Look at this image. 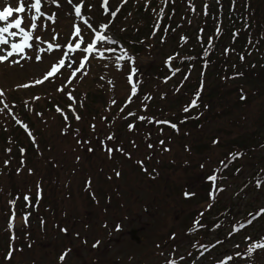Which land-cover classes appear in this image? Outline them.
<instances>
[{
  "label": "rangeland",
  "instance_id": "374dc122",
  "mask_svg": "<svg viewBox=\"0 0 264 264\" xmlns=\"http://www.w3.org/2000/svg\"><path fill=\"white\" fill-rule=\"evenodd\" d=\"M76 2H80L82 6L80 17H74L71 10L72 3ZM24 3L23 23L27 26L30 23L35 25L33 32L40 36V42L32 39L25 51L18 53L19 51L12 48L17 41L13 35H9L11 32L2 34L7 43L0 44V57H7L4 61L9 65H0V136H6L0 137V144L8 146L0 151V168L3 170L5 165L3 159L10 153L14 154L17 149L16 133L20 121L37 127L36 133L38 132V139L42 142L46 141L43 137H49L47 142L51 146L50 153L55 157L59 156L65 164L71 160V151L75 152L77 136L82 138V142L87 138L101 139L109 135L117 140L114 145L95 149L98 152H87L86 146L78 144L79 148H84L82 162L76 167L73 165L75 171L71 176L64 177L65 170L68 169L64 167L57 173L56 187L60 189L57 204L62 206V217L54 219L50 210L36 213L35 206L27 203L26 198L22 199L23 202L17 199L18 203L9 201L5 204V215L9 224L18 230V226L25 221L26 225L32 227L33 232L31 231L30 238L23 236V231L19 234L14 242L20 246L17 249L15 247L14 252L3 243L4 248L0 246V264H138L163 258V253L174 249L171 245L176 240L181 239L179 245L186 247L189 239L197 238V235L187 236L183 233L186 229L183 227L195 223L190 215L191 206L196 202L197 210L203 213L204 209H200V206H209L212 200L208 198V194L210 197L215 194L216 182L209 178H214L216 171L222 168L227 159L237 158V152L242 155L237 162L242 165L245 174H254L251 163H264V145L261 144L264 139V113L254 106L243 107L239 91L234 90L231 84L227 85L224 89L226 101L234 108L216 117L204 129L207 140L215 134L220 142L216 145L205 143L204 151L200 154L193 150V145H189L190 153H185L187 147H182L180 143L194 142V136L183 137L185 127L173 132L166 127V120H162L150 128L146 123L150 122V117L143 114V106L149 99H152L151 104L156 100L154 105L162 107L177 105V101L185 102L182 93L190 88L189 79H185L175 65L170 50L158 48L157 54L151 59L152 66L144 77L147 82L142 84L143 76H140L139 86V80L136 82L139 74L137 68L139 70L140 66L139 56L134 55L136 61H128L125 59L127 54L121 49L118 50L120 54H117L115 49L102 46L103 42L111 41L114 34L117 36V31L133 17V9L123 17L119 16L122 14L124 0H40V10L47 14L43 19L31 9L33 4H29V0H24ZM14 4L17 6L20 0H0V9L5 6L13 7ZM114 9L118 10L116 17L112 14ZM33 17L36 19L33 20ZM102 22L105 24L99 28ZM74 25L78 26L76 30L72 28ZM90 25L98 27L100 30L96 31L99 37L106 39L100 40L96 37L92 28L91 33L86 28ZM3 27L5 25L0 24V28ZM48 42L55 44V48L48 47ZM77 44L78 48L75 47ZM89 44L93 47L85 51ZM9 52L13 54L8 56ZM168 64L172 66L170 71L173 73L167 70ZM53 67L57 69L55 76L42 81L48 74L47 70ZM196 72L192 69L190 76ZM128 80L131 81L130 84ZM23 83L29 85L24 87ZM135 83L138 84V89H133ZM130 89H137L136 92L145 99L142 98L133 105L132 114L125 115L121 107L126 103L123 97ZM163 96L169 99L162 102ZM158 119L154 117L153 120L155 122ZM134 120L144 125L130 130ZM159 133L167 135L162 141L167 146L163 152L160 150L162 146L157 143ZM148 135L154 137L151 140L145 139ZM67 136L71 138H65ZM199 138L200 134L196 135V139ZM94 142L95 139H92L91 144ZM118 142H121L119 149L116 144ZM231 143L240 146L230 149ZM242 149L252 151L254 157L246 155ZM108 150L111 151L110 158L103 153L109 152ZM31 152L33 157H27V167H31L33 171L24 167L15 174L22 186H29L37 181L34 169L38 168L34 161L38 160L36 154L39 151L33 147ZM151 154L155 155L152 159L149 157ZM225 154L227 158L219 162ZM179 155L182 159H190L191 166L171 160ZM157 157V163H161L160 168L156 167L159 174L153 169ZM169 160L175 164H169ZM200 163L205 164L202 167L206 172L205 177L212 171L207 179L214 184L210 185L208 193L206 190L201 191L200 184L205 178L199 180L202 171L195 172L200 168L195 165ZM143 166L146 167L144 171ZM8 172V168L4 167L1 174ZM245 174L241 172L239 175L244 178ZM86 176V184L88 176L92 179L88 184L91 185L89 195L83 190L86 188L83 186ZM103 176L109 182L105 185L107 191L100 193L99 186L103 184L99 180H104ZM253 177L257 179L258 174ZM190 178L194 181L189 183ZM220 183L227 185V188L225 192L218 193L216 198L225 195L222 202H231L234 205L233 202L236 201L240 205V194H235L233 200H228L227 196L233 194L228 187L239 186L241 178L228 176ZM191 191H195V195ZM249 192L244 196L247 198L246 203L237 209L236 215L243 213L245 206L255 209L264 203V192ZM188 194H191V198L186 199ZM260 194L262 196L257 198ZM50 196L46 192V197ZM96 196H99L98 200L95 199ZM102 196L112 198L103 199ZM56 222L60 224L56 225ZM131 228L136 229L132 234ZM170 232L175 234L170 235ZM248 232L253 234L254 231L252 229ZM133 235L138 239L133 238ZM241 239L242 237H236L234 240ZM206 240H211V237ZM93 244L95 248L92 247ZM232 261L233 255L229 262Z\"/></svg>",
  "mask_w": 264,
  "mask_h": 264
},
{
  "label": "trees",
  "instance_id": "16d2710c",
  "mask_svg": "<svg viewBox=\"0 0 264 264\" xmlns=\"http://www.w3.org/2000/svg\"><path fill=\"white\" fill-rule=\"evenodd\" d=\"M131 9L134 11L133 17L116 34L119 41L124 45L122 46L123 49L135 56H139V77L143 76L142 84L147 82L144 77L149 67L152 66L151 59L157 54L158 48L170 50V55L173 56L175 65L186 75L185 79H189L190 88H187L182 93L185 102L177 101V105L162 107L154 105L156 100L151 104L152 99L151 101L149 99L146 102L145 111V115H150L153 118L158 117V121L167 120L170 123L169 125L175 126L172 129L185 127L184 138L194 136V142L180 143L182 147H187L185 153H190L189 145H193V150H197V153L200 154L204 151L203 145L205 143L216 145L220 142L219 137L215 134L210 137V140H207L208 136L204 129L216 117L225 114L227 111L230 112L234 108L232 104L226 101L227 96L224 89L227 85L231 84L234 90L239 91L240 103L243 107L254 106L264 113V103H262L264 102V0H126L122 14L120 13L119 16L123 17ZM160 10L162 15L156 21L155 15ZM209 38L211 46L206 48ZM192 69L197 72L190 76ZM23 86L26 87L24 84ZM137 93L125 106L124 113L131 111L132 105L142 98L140 97L141 94ZM125 94L127 95V93ZM194 95L196 96V104L188 107ZM168 99L165 96L161 98L162 102ZM157 100L160 99L157 98ZM186 108L187 111H185ZM153 118L149 119L150 122H146L150 128L159 124L154 122ZM18 122L15 124L17 125ZM142 124V122L134 121L130 130H135ZM30 125V123L28 126V124H23L20 121L19 132L17 131L16 133L17 149L14 154L10 153L7 158L3 159L4 167L9 170L8 174L2 175L3 173L1 174V172L4 167L3 170L0 168V246L2 248H4V244L5 246H10L13 252L15 247L17 249L20 246L14 242L19 234L23 231V236L30 238L33 229L31 226L26 225L25 221H22L23 223L18 226V230H15L7 221L5 204L9 201L18 203L17 199L23 202L24 200L22 199L27 197L26 202L35 206L34 211L36 213L50 210L54 219L62 217V206L57 204L60 192V189L56 187L57 173L64 167L68 168L65 170L64 177L71 176L75 171L73 165L75 164L76 167L83 160V146L88 148L87 152H98L94 151V147H101L100 141L91 144L92 139L95 138L90 140L87 138L86 141L82 142V138L77 136L75 152L71 151V160L65 164V161L59 159V156L55 157L50 153L51 146L47 142L50 138L43 137L42 139L46 141L42 142V140L38 139L37 127L34 128ZM66 132H62V134L67 135ZM189 132H193V134ZM199 134L200 138L196 139V135L199 136ZM0 137L6 138L5 135ZM65 138H71V136ZM158 139L160 140L161 137L158 136ZM204 139H206V142ZM78 144H83V146L79 148ZM116 144L119 145V142ZM261 144L264 145V139ZM5 146H8V144H0V151ZM239 146L237 143H231L230 149L238 148ZM33 147L39 151L36 154V159L38 160L34 161L38 168L34 169L37 181L29 186H22L15 174L19 173L20 169L27 167V157H33L31 152ZM244 151L246 155L254 157V154L251 153L252 151ZM103 153L110 158L111 153L106 151ZM228 153L229 149L227 150ZM237 153V158L227 159L222 168H219V174L224 178H227L228 174L241 178V185L235 186L234 192L235 194L239 193L242 198L249 194L251 190L256 193L264 192V186L262 185L264 183V163H251L254 168V174L261 176L255 180L254 174H245L244 168L238 163L242 155L240 152ZM226 158L225 154L218 161L221 162ZM181 159L182 156L179 155L176 159L171 160L178 163L184 161L191 166L190 159ZM11 160L14 161L11 162ZM154 161L153 169L155 171L156 167L160 168L161 166L157 163V158ZM169 164L174 165L175 163L171 161ZM195 166L200 167L195 172L198 170L202 171V175L199 177L200 180L206 175L205 170L202 168L205 164L200 163ZM27 169L33 171L31 167H27ZM186 170H189V168H186ZM241 172L245 174L244 178L239 175ZM157 173H159L158 170ZM106 177L103 176L104 180H99L103 184L99 186L100 193L107 191L105 185L109 182V179ZM86 181L87 176L83 182V186L86 188L83 190L89 195L91 185L89 186L88 184L90 181L92 182V179L88 176V184H86ZM193 181V178L189 179V183ZM203 183H201V190L206 189ZM46 192L51 194L50 198L46 197ZM235 194L228 195V200H233L236 197ZM223 196L225 195H222L221 198L208 207L200 206V209H204V212L199 214L201 217L200 225H202V229L199 231L201 234L200 239L204 242L206 238L211 237L212 239L208 241V245L214 243L215 246L209 253L211 262L219 254H223L227 250L226 246H224V235L221 233L223 232L224 219L226 217L229 218V216L234 217L232 214H235L237 209L246 203V200L240 205L236 201L233 202L234 205L231 202L224 203V201L222 202ZM259 196H262V194L258 195L257 198ZM97 197L99 196L95 197L96 200H98ZM102 198L109 199L112 197L102 196ZM44 199L45 201L43 202ZM248 208V206H245L246 210ZM15 209H18V207H15ZM191 210V216L198 214L199 210L196 208V202L191 206ZM9 211L11 212V210ZM59 224L56 222V225ZM257 227L259 231L264 229V216ZM180 240L173 242L172 246L175 249ZM192 245L193 243L191 242L187 243V246L184 247V253L175 258L174 264H185L184 259L188 261L186 264L190 263V247ZM241 245L242 241H239L232 247L233 253L238 257V262L231 264H252L251 255L245 252L246 250L249 253L250 246L243 244L241 247ZM151 264H165V259L160 258L151 262Z\"/></svg>",
  "mask_w": 264,
  "mask_h": 264
},
{
  "label": "snow or ice",
  "instance_id": "6c2138e0",
  "mask_svg": "<svg viewBox=\"0 0 264 264\" xmlns=\"http://www.w3.org/2000/svg\"><path fill=\"white\" fill-rule=\"evenodd\" d=\"M71 2V0H70ZM39 5H40V0H35L34 4L31 6L33 8H35L37 11H39ZM25 11V3H24V0H20V4L18 7L16 8H12L10 6H5L2 10H0V21H6L8 20V18L10 16H12L13 12H16V13H21V12H24ZM77 11V15H79V8L76 9ZM113 15H115V13H112ZM36 17H33V20H35ZM21 23H22V20L17 18L13 23H10L8 24L6 27H3V28H0V44H6L7 43V40L3 38V33H9V28H20L21 27ZM33 27H35V25L33 24ZM21 31H23V29H21ZM79 31V30H77ZM17 33L15 32H11L9 33V35H16ZM100 40H103V39H106V37H103V36H100L98 37ZM27 41V37H25V42ZM76 47L78 48L79 45L77 44ZM93 47V45L89 44L88 45V48L85 49V51H88L89 49H91ZM12 48L13 50L15 51H22L23 48L20 44H13L12 45ZM13 53L12 52H9L8 53V56H11ZM7 59V57H0V60H5ZM61 64H63V61H61ZM81 67H83V64H81ZM57 71V69L55 67H53V69L45 76V79H47L48 77L52 76L55 72ZM78 71V69H77ZM42 81H37V83H41ZM196 104V101L193 100L192 102V106H195ZM185 111H187V108L185 109ZM143 119V118H141ZM131 127V126H130ZM173 127H175L173 125ZM209 179H214L213 177H210ZM27 199V197H26ZM264 211V210H262ZM99 243V242H97ZM254 247H261V248H264V244H257V245H254L253 247H250L249 248V253H251L253 251V248ZM64 257L62 256L61 259H63ZM230 259V258H229Z\"/></svg>",
  "mask_w": 264,
  "mask_h": 264
}]
</instances>
